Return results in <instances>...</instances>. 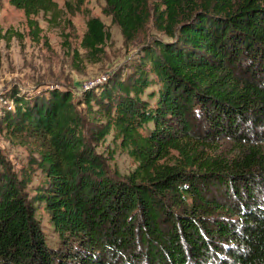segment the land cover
I'll return each mask as SVG.
<instances>
[{
	"label": "trees",
	"instance_id": "16d2710c",
	"mask_svg": "<svg viewBox=\"0 0 264 264\" xmlns=\"http://www.w3.org/2000/svg\"><path fill=\"white\" fill-rule=\"evenodd\" d=\"M105 1L127 40L151 16L166 38L78 97L5 95L0 130L32 146L40 176L26 190L0 153V264H264V0ZM8 2L36 41L40 14L84 11V56L104 55L84 0Z\"/></svg>",
	"mask_w": 264,
	"mask_h": 264
},
{
	"label": "rangeland",
	"instance_id": "374dc122",
	"mask_svg": "<svg viewBox=\"0 0 264 264\" xmlns=\"http://www.w3.org/2000/svg\"><path fill=\"white\" fill-rule=\"evenodd\" d=\"M65 1L57 0L64 10ZM157 1L150 0L151 7ZM105 3V0H84L83 9L99 16L110 34L100 61L91 62L84 56L85 49L81 46L88 18L84 11L71 14L65 10L62 17L52 21L40 14L37 18L43 32L41 39L36 41L29 34L23 10L12 6L8 0H0V107L8 103L5 95L16 90L21 94L36 95L52 88L68 87L78 97L84 88L103 83L125 60L134 55L143 42L152 37L166 38L151 16L146 28L133 40H127L120 26L103 13ZM3 34L6 37H2ZM75 50L83 55L78 63L74 61ZM8 106L11 108L13 102ZM110 140L109 135L98 150L112 148ZM0 153L16 175L27 182L26 190L29 191L40 176L38 169H30L38 156L36 151L31 145L12 139L0 130ZM109 162L122 174H127L136 165L124 151H116ZM45 225L52 232L46 222Z\"/></svg>",
	"mask_w": 264,
	"mask_h": 264
}]
</instances>
